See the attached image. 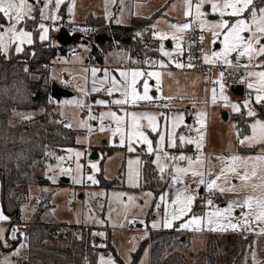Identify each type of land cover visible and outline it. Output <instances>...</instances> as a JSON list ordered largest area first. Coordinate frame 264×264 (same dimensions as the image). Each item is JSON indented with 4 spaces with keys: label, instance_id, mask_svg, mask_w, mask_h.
Masks as SVG:
<instances>
[{
    "label": "rangeland",
    "instance_id": "obj_1",
    "mask_svg": "<svg viewBox=\"0 0 264 264\" xmlns=\"http://www.w3.org/2000/svg\"><path fill=\"white\" fill-rule=\"evenodd\" d=\"M200 2L201 0H191V9H189L186 0H61L59 4L56 0H26V3L32 6L30 12L25 10L27 12L26 18L33 16L34 6L39 4L42 17L39 27L43 24L48 29L47 38L41 39L44 31L41 27L39 28L40 40H47L51 37L50 28L61 29V27H66L68 29L66 25L68 22L65 17H62L60 11L64 3H66V11H68L70 19L79 23L70 27L69 31L74 33L78 29L83 36L88 35V29L85 30L87 26L80 23L85 21L90 14L105 15L108 20L113 19L118 23L129 24L133 16L150 17L159 12L154 22L152 38L154 36L161 41L162 55L158 57V65H161L162 68L149 67L144 69L143 66H131L130 64L133 63L149 65L152 53L147 57L144 56L141 62L138 60L131 62L128 50L114 48L108 51L107 62H105L107 64L103 65V69L108 70L107 74L106 71L102 75L93 71L89 82L90 70L89 64L86 62L88 48L81 43L70 46L78 50L76 53L61 54L51 61L47 67H50V77L53 83L64 88L69 87L72 90L67 89L73 92V95L63 97L59 101V105L62 120H69L72 123L70 128L75 132L76 145L69 146L61 153L54 154L52 161H49L45 167L38 168V175L48 178L49 182L29 185V192L21 209V222L32 221L36 217V201L39 193L43 189L51 190V210L49 213L40 216L41 219L68 226H78L81 229L85 228V230L87 229L83 225L86 224L97 227L107 224L111 230L112 245L125 264H131L134 253L141 243L150 237L152 231L173 229L175 226L182 230V233L187 236V240L183 243H176L171 250L163 255L164 264L197 263L202 257L209 239L215 238L216 241L222 242L225 237L231 236L233 237L232 241H235L238 234L252 235L250 237L254 242L253 249L244 255L241 264H264V232L261 231L264 229V222L257 221L254 216V213L258 211L256 199L264 198V187L260 186L264 184V162L241 160L236 162L239 165L236 173L228 170L232 163L230 159L232 156L247 158L264 155V142L245 140V137L253 135L252 125L256 121H262L255 117L258 112V104H260L256 102L255 98L258 94L264 95V93L258 92L261 87V78L258 75H250V73L264 72V55L253 53L251 60L247 55H239L240 50L224 55L226 50L225 35L228 29L216 27V25L222 20H227L229 25H232L241 18L251 24V15L247 14V10L242 16L234 17L228 14L231 12V9H228L225 15L221 17L219 12L212 11V3L219 4L222 0H211V3L208 0H203L200 8L202 15L198 17L196 4ZM256 10L257 15H259V9ZM189 11L190 15L187 14ZM191 21L199 22L203 27V47L206 58L213 61L225 60L231 53H237V65L242 68L238 75L240 83L245 87V92L242 95L232 93L222 82L218 73L214 75V78L217 76L215 78L217 83L215 82L216 85L209 91L208 79L202 72L190 69L176 71L166 68L171 64L174 66L181 64V56L185 47L186 29L179 31L172 26L190 24ZM23 23L24 21L17 25V30L30 32L33 43L34 34ZM8 26L9 22L2 15L0 32H6ZM254 29L255 26L253 25ZM161 34H166V38L160 39ZM241 35L248 39L252 33L245 30ZM52 42L57 44L56 36L52 38ZM32 43H27V40L23 44H20L18 40L9 42L8 35H5L4 44H0V55L8 56L13 47L16 53L21 52L26 45ZM5 44L7 45L6 51ZM150 44L152 45V40H148L147 46L151 47ZM261 45H264V38L260 39L254 47L258 49ZM17 47H20L21 51H17ZM151 48L153 49V46ZM165 52L169 55H165ZM214 53L221 55L216 56ZM121 66H125V69L118 70V72H126L128 74L127 80L113 71L114 67ZM133 72H140L142 75L133 78ZM63 73H67L69 79H64ZM148 73H159L160 75L157 78L156 76H148ZM113 78L120 83L121 91H114ZM125 84L129 85V102L126 104L114 103L115 100L124 98L122 93ZM145 84L148 86L147 94L151 99L132 103V88H135L138 95H143ZM221 84H223V89H221ZM249 84H252L253 87L249 88ZM105 86L112 89L111 94ZM99 89H104L106 94L98 97L97 103L100 101H104V103L95 105L92 102L94 98L92 91ZM213 89L216 90L215 103L212 100ZM221 92L223 96L228 97L227 102L221 98ZM162 98L170 100L173 103L172 107H156L155 101ZM245 101H248L247 106L244 104ZM233 104L240 106L239 112L234 110ZM249 110L254 111L255 115L249 123V130L241 134L236 114L244 111L249 116L247 114ZM109 113H115L116 117H120V123L117 124L116 118L108 115ZM132 113H136L137 116L133 118ZM144 113L156 117L153 121L156 131H152L149 127L147 117L141 115ZM181 116L183 119H178ZM134 123L137 128L133 127ZM117 129L119 130L117 131ZM197 129L200 131L192 136ZM138 132H143L152 142L153 151L151 153L148 151V145L140 142ZM258 133L259 126H257ZM121 135L124 136V144L120 143ZM161 135L165 137L163 144L160 142ZM181 135L186 138L185 141L194 140L201 144L198 149L196 143H193L199 160L197 158L191 159V165L189 160L187 164H184L180 160L174 161V159L168 158L169 147ZM201 136H203L202 140H200ZM257 139H259L258 136ZM242 140L244 143H241ZM254 146L257 147L256 151H242V148ZM129 147L134 150L130 151ZM187 149L185 151H188ZM94 151L98 152V158L90 157ZM76 153H83V155L77 157ZM144 154L151 155L159 171L160 167L165 168L163 173L160 172L161 174L167 173L173 177L178 175L176 173L177 167L190 168V171L186 175H181L179 180L173 179V188L164 193L157 202L154 201L153 192L141 185V166ZM157 155L161 157L159 161L156 159ZM170 156L174 157L176 153ZM60 157H65V159L61 161ZM70 160H74V164L72 166L66 165ZM245 163L247 168H245ZM77 164L81 165L79 171L76 168ZM92 164H96L99 170L93 169ZM253 165H256L255 176L251 175ZM86 169H89V172H86ZM222 170H224V175L220 176ZM193 171L205 173L204 184L198 183L200 178L193 176ZM245 171L248 172L250 178L247 181H242L239 175H243ZM89 175L94 176L98 182L93 183L88 180ZM217 176H220V179L216 181L218 187L209 190L207 182L216 179ZM63 177H67L69 181L63 182ZM101 177L113 180L115 186L101 185ZM76 180L81 182L77 183ZM87 181L91 183L87 184ZM253 185H257V187L253 188ZM186 188V194L195 195L198 199V209H194L195 199L191 205V211L187 215L180 220L173 221L172 227H165L164 224L172 220L174 209L178 207L172 202L176 200L178 192H183ZM201 188H204L203 192H201ZM219 188L225 190L220 191ZM70 196L74 198L71 200ZM249 196L253 197V215L249 216L248 227H242L244 224L242 217L250 210L246 205L237 206V203L243 205ZM208 200L212 201L211 205L207 203ZM230 204L233 206L231 216L228 217L227 214H224L213 217L214 224L211 226L217 227L218 224H223L227 230H223L224 232L216 230L219 233L210 230V226L207 224L209 213L217 211L224 213ZM193 215L204 218L201 225L192 228L181 227V224ZM229 220L233 224L241 225V227L238 230H232L227 227ZM153 222L159 226L152 227ZM202 228L208 230V233H201ZM0 229L5 230L2 235L7 241V246L15 240L12 239L13 229H18L15 233L16 238L19 234L21 235V240L15 246L11 245V248H6L7 246L0 241V254L2 256L0 264L6 260L8 264H22L19 259L25 253L26 243L23 239L24 234L20 233V224L3 221L0 222ZM95 231H99V229ZM104 231L102 230V232ZM211 232L216 234H211ZM102 234L100 232V235ZM97 241L102 244L100 238ZM1 244L5 247L4 249H1ZM17 252L18 255L15 254ZM109 259L114 260L115 264H119L112 252H108L104 256L105 262ZM135 264H151L148 244L139 253Z\"/></svg>",
    "mask_w": 264,
    "mask_h": 264
},
{
    "label": "trees",
    "instance_id": "obj_2",
    "mask_svg": "<svg viewBox=\"0 0 264 264\" xmlns=\"http://www.w3.org/2000/svg\"><path fill=\"white\" fill-rule=\"evenodd\" d=\"M256 9L264 7V0H254ZM250 9L247 14H250ZM62 17H66V3L61 6ZM159 12L150 17L134 16L129 25L117 24L103 16L89 15L82 22L87 26V36L73 44L80 43L88 48L90 63L104 64L109 50L126 49L129 59L142 61L148 40H152V55L158 56L159 42L152 38L153 24ZM2 14H0L1 20ZM42 21L39 4H35L33 16L26 18L23 25L32 29L34 41L16 53L14 47L9 55H0V181L2 186V204L8 222L19 223L24 234L25 253L19 259L23 264H98L102 253L112 252L119 264L122 259L111 242V230L100 235L94 228H79L43 221L40 216L49 213L52 207L51 190H42L37 197V214L32 221L21 222L20 214L32 183L45 184L49 180L39 176V167L52 161L54 154L76 145L73 129L65 125L60 113L59 101L51 95L53 81L50 77L51 61L66 53V47L60 51L52 42L58 29L50 28L51 37L39 39V24ZM64 22V21H63ZM62 24V22H61ZM68 30L72 22L67 24ZM77 32L78 29H76ZM142 65V64H140ZM25 116L26 119H22ZM255 117L264 122V103L258 104ZM253 116L245 112L236 114L240 133L249 130ZM257 147L242 148V151H256ZM101 185L115 186L113 180L101 177ZM141 185L153 192L155 202L174 186L170 174H161L156 168L151 155L144 154L141 166ZM195 210L198 209L196 199ZM152 213V211H151ZM99 233V235H97ZM211 234H216L211 232ZM231 235V234H230ZM101 239L102 244L92 246V237ZM249 236V237H248ZM238 234L235 241L227 236L222 242L209 239L203 255L193 264H241L246 253L254 247L250 237ZM184 237V239H183ZM21 235L11 242L15 246ZM187 236L175 226L173 229L152 231L134 253L131 264H135L139 253L146 244L150 248L151 264H164L163 255L176 243L186 242ZM99 243V242H98ZM11 245L9 247H11ZM2 249V248H1ZM184 264V263H179Z\"/></svg>",
    "mask_w": 264,
    "mask_h": 264
},
{
    "label": "snow or ice",
    "instance_id": "obj_3",
    "mask_svg": "<svg viewBox=\"0 0 264 264\" xmlns=\"http://www.w3.org/2000/svg\"><path fill=\"white\" fill-rule=\"evenodd\" d=\"M57 4H59L61 2V0H56ZM209 3H211V0H208ZM186 3L188 4L189 9H191V0H186ZM203 0H201L200 3L196 4V12H197V16H201L202 13L200 12V8L202 6ZM251 7V24H249L245 19L241 18V19H237L235 21V23H233L232 25H229V22L227 20H222L218 25H216V27H220V28H227L228 32L225 35V45H226V50L224 55H227V53L232 52V51H239V55L244 56L247 55L249 57V60L252 59V55L253 53L259 54V55H264V45H261L258 49L254 47L255 44L259 43V40L264 38V8H260L259 11V15H257V10L255 9V5L253 4V0H222L221 3L217 4V3H212V11L213 12H219V14L221 15V17H223L226 13V11L228 9H231V12L228 13L231 16L234 17H240L242 16V14L249 10ZM32 9L31 5H28L26 3V0H0V14L3 15V17L9 22V26L6 30V32H0V44H4V40H5V35H8V40L9 42H12L13 40H18L20 44H23L25 42V40H27V43H32L31 40V33L27 32V31H23V30H17V25L21 24L23 21H25L26 19V15L27 12H30ZM27 10V12L25 11ZM188 15H190V11L187 13ZM203 24V22H201ZM253 25L255 26V29L253 30ZM41 29H43L44 31V35H42L40 38L41 39H46L47 38V32L48 29L41 24L40 25ZM172 27L177 28L179 31H184L185 29H188L190 27L189 24H183V25H174ZM245 30L249 31L252 33V36L248 39H245L244 36L241 35L242 32H244ZM166 38V34H161L160 39H165ZM173 39H175V37H173ZM5 47V51L7 50V45H4ZM17 51H21L20 47H17L16 49ZM165 55H169V53L165 52ZM214 55L219 56L221 55L220 53H214ZM207 60V58H206ZM163 66V65H162ZM178 67H183L184 65L182 64H178ZM188 67H192L191 64L188 65ZM95 72V70H94ZM121 76L125 77V80H127V76L128 74L126 72H121L120 73ZM142 75V73L140 72H133L132 76L133 78H135L136 76ZM159 73H148V76H156L157 78H159ZM223 75V74H221ZM250 75H258L261 78V87L258 89V92L260 93H264V72H260V73H250ZM133 83H134V79H133ZM112 86L113 89L120 91L121 90V86L120 83L115 80V78L112 79ZM128 87L129 85L125 84L123 85V99H118L115 100L114 103L116 104H126L129 102V92H128ZM249 88H252L253 85L249 84L248 85ZM221 89H223V84H221ZM95 90V89H94ZM112 89H109V94H111ZM148 86L147 84L144 85V94L143 95H138L136 93L135 88H132L131 91V102L132 103H136L139 100H144V101H148L151 99V97L148 96ZM221 98L224 101H228V97L223 96V93L221 92ZM256 102L257 103H261L264 102V95H260L258 94L256 96ZM212 100L213 103L216 102V90L213 89V95H212ZM99 103H104V101H100ZM245 106H247L248 101L244 102ZM233 108L235 111L239 112L240 111V106L237 104H233ZM249 116H254L255 112L252 110H249L247 113ZM108 115H111L113 117L116 118L117 124L120 123L121 118L120 117H116L115 113H109ZM144 117H147L148 119V123H149V127L152 129V131H156V127L153 123V121H155L156 117L154 115H149L147 113L141 114ZM203 116V114H201ZM133 118H135L137 116L136 113H132ZM178 119H183V117H178ZM201 123H203V121H201ZM257 126H259V133L257 134ZM134 128H137V126L133 125ZM252 129H253V135L251 137H245V140H248L250 142H264V122L262 121H256L255 124L252 125ZM101 130H103V127H101ZM119 129H117L118 131ZM200 129H197V132H199ZM137 134V133H134ZM115 135V133H114ZM257 136L259 137V139H257ZM138 137L140 142H143L145 144L148 145V151L151 153L153 151L152 149V142L150 140H148L147 136L143 133V132H138ZM165 137L163 135L160 136V142L161 144H163ZM179 139L181 141H185V137L183 135H181L179 137ZM203 139V136L200 137V140ZM124 136L121 135L120 138V143L124 144ZM188 143H196L197 148L199 149L201 147V144L198 141H194V140H187ZM130 143V142H129ZM241 143H244V141L242 140ZM171 146H175V141L172 142ZM130 151H133L134 149L129 147ZM71 151V150H69ZM83 155V153H76V156L79 157ZM167 155V154H165ZM61 161H63L65 159V157H60L59 158ZM157 161H159L161 159V157L159 155H157L156 157ZM170 159H178V160H189V163L191 165V158L189 157H185L183 155L179 156V157H170ZM224 159V158H221ZM231 165H229L228 170L236 173L237 168L239 167V165L236 163L237 161H248V160H255V161H259V162H264V155L261 156H257V157H247V158H242L239 156H232L231 158ZM197 160H199V158H197ZM129 163H132L131 161H129ZM91 167L93 169L99 170L97 168L96 164H92ZM77 171L80 170L81 165L77 164L76 166ZM245 168H247V164L245 163ZM256 165H253L252 168V172L251 175L255 176L256 175ZM65 171H70V170H65ZM165 171L164 167H160V172L163 173ZM190 171V168H180L177 167L176 168V173L178 175L173 176L174 180H179L181 175H186L188 172ZM193 176L199 177V184H204L205 180H204V175L205 173L203 172H197V171H193L192 172ZM224 175V170L221 171L220 176ZM237 175H239V173H237ZM220 176H217L216 179L210 180L207 182V186L209 188V190H212L214 187H218L216 184V181L218 179H220ZM239 178L242 181H247L250 177L247 171L244 172L243 175H239ZM51 179V177H50ZM75 179V178H74ZM88 180L92 181L93 183H97L98 181L95 180L94 176L89 175L87 177ZM75 182L79 183L81 182L80 180H76ZM261 187H264V184L260 185ZM257 187V185H253V188ZM220 191H224L225 189L223 188H219ZM187 193V188L183 191V192H178L176 200H174L172 203L174 205H178V207L176 209H174L173 215H172V220L167 221L164 226L165 227H172L173 226V221L175 220H180L182 219L183 216L187 215L188 212L191 211V205L193 203V201L196 199L195 195L192 194H186ZM163 199V198H162ZM207 203L209 205L212 204L211 200H208ZM256 203V207L258 209V211H256L254 213L255 219L257 221L260 222H264V198H259L256 199L255 201ZM244 205H246L250 212L249 213H245L244 216L242 217V219L244 220V224L242 225V227H248L249 225V216L253 215L252 212V208H253V197L249 196L245 201L243 205H240L237 203V206L243 207ZM159 207V206H157ZM232 205L230 204L229 207L227 209L224 210V213H220L219 211L215 212V213H209L208 215V219H207V224L210 226V230L216 231V230H227V228L225 227V225L223 224H218L217 227H211L214 224V220L213 217H218L224 214H227L228 217L231 216V211H232ZM10 220V218L5 215L3 213L2 210H0V221H8ZM204 218L203 217H198L196 215H193L189 220H187L186 222H183L181 224V227L183 228H192V227H199L201 225V223L203 222ZM159 225L156 222H153L152 227H158ZM227 227L231 228L232 230H238L239 227H241V225L238 224H233L230 222L227 225ZM5 230L4 229H0V241H2L5 246H7V241L4 240L3 238V232ZM16 231H18V229H13L12 230V239H15V233ZM262 232H264V229H261ZM97 235H99V233H97ZM15 254H19L18 252ZM3 264H8L7 260L5 262H3ZM101 264H115L114 260L109 259L107 262L104 261V258L101 257Z\"/></svg>",
    "mask_w": 264,
    "mask_h": 264
},
{
    "label": "built area",
    "instance_id": "obj_4",
    "mask_svg": "<svg viewBox=\"0 0 264 264\" xmlns=\"http://www.w3.org/2000/svg\"><path fill=\"white\" fill-rule=\"evenodd\" d=\"M190 27L185 30V40L188 44L187 49L185 50L181 60L184 62L185 69L199 71L205 74L208 79V86L212 88L215 85L214 73H218L220 79L225 84V86L230 89L232 86L240 84L239 79V71L242 68H239L237 65V53H231L225 60H217L212 61L205 57L204 53V43H203V34L204 30L202 25L199 22L191 21ZM68 48V47H67ZM152 48L149 46L145 47L144 56H149L152 53ZM68 52H76L78 51L74 47H69L67 49ZM191 64L192 67H188ZM94 64H90V73H89V82L91 81V76L94 68ZM223 74V75H221ZM65 77L69 75L67 73H63ZM156 106L161 108H168L172 105V102L166 98L157 99L154 103ZM22 119H26L25 116ZM65 125L71 126V121L64 120ZM196 134V131L193 132ZM189 158L196 159L197 155L194 151L189 152ZM186 161H183L186 164ZM74 164V160H70L66 163L68 166H72ZM86 172H89V169H86ZM90 181H87V184H90ZM204 189V188H203ZM74 197L70 196L72 200ZM201 233H207L204 229L200 230ZM98 237H92L91 244L92 246H98L99 243L97 241Z\"/></svg>",
    "mask_w": 264,
    "mask_h": 264
},
{
    "label": "crops",
    "instance_id": "obj_5",
    "mask_svg": "<svg viewBox=\"0 0 264 264\" xmlns=\"http://www.w3.org/2000/svg\"><path fill=\"white\" fill-rule=\"evenodd\" d=\"M90 15H93V14H90ZM94 16H103V17H105V15H94ZM134 17V16H133ZM132 17V18H133ZM145 17V16H144ZM106 18V17H105ZM132 18H131V21H132ZM87 19V18H86ZM65 20L67 21V22H72L73 24H75V25H78L79 23H76V21H72L71 19H70V17L68 16V11H67V13H66V17H65ZM106 20H108L107 18H106ZM108 21H110V20H108ZM111 21H113V22H115V23H117V24H122V23H118V22H116V21H114L113 19H111ZM82 22H84V21H82ZM131 23V22H130ZM129 23V24H130ZM81 24V23H80ZM129 24H122V25H129ZM32 30V29H31ZM153 30H154V24H153ZM152 35H153V32H152ZM185 38V37H184ZM153 39L154 40H157L158 42H159V45H158V56H156V55H152V57L150 58V60L151 61H149V65H140V64H135V63H133V64H130L131 66H140V67H142L143 66V68L144 69H146V68H153V67H159V68H162L161 67V65H158L159 64V61H158V57L160 56V55H162V49H161V41L159 40V39H157V38H155L154 36H153ZM54 43V42H53ZM170 43V42H169ZM55 45H58V43L56 44V42H55ZM184 45H185V47H184V51H183V53H182V56H183V54H184V52H185V50L187 49V47H188V44H187V42H186V40H185V43H184ZM59 46V45H58ZM72 46V45H71ZM70 46H68V48H69ZM65 48V47H64ZM67 47H66V53L65 54H63V55H70V54H72V53H76V52H68L67 51V49H68ZM79 48V47H78ZM7 55H3V57H6ZM60 56V55H59ZM182 56H181V58H182ZM211 60V59H210ZM213 61V60H212ZM220 61V60H219ZM86 62L89 64V70H90V64H94L95 66H94V68L92 69L93 71L95 70V72H97V73H99L100 75H102L103 73H104V71H106V74H107V71L108 70H104L103 69V65H105V64H107V63H104V64H101V66H98L99 64H95V63H90L89 62V58H87V60H86ZM105 62H107V60L105 61ZM130 63V62H129ZM181 64L182 65H184V62L183 61H181ZM108 66V65H107ZM126 66V65H125ZM125 66L123 67V66H121V67H118V68H113V71L117 74V75H120V72H118V70H124L125 69ZM98 67H100V69H98ZM109 67V66H108ZM123 67V68H122ZM185 67V65L183 66V67H178V66H174L173 64H171L170 66H167L166 68L167 69H170V70H176V71H179V70H181V69H185L184 68ZM111 69H112V67H110ZM93 73V72H92ZM171 75H173L171 72H169ZM217 73H214V75H216ZM203 75L205 76V74L203 73ZM62 77L64 78V79H69V76L68 77H65L63 74H62ZM217 77V76H216ZM215 77V78H216ZM205 79V78H204ZM56 81V80H55ZM217 83V82H216ZM241 84V83H240ZM216 85V84H215ZM61 86V85H60ZM111 86V85H110ZM121 86V85H120ZM63 87V86H62ZM112 87V86H111ZM214 86H212V88H213ZM65 88H69V87H65ZM105 88L106 89H109V88H107L106 86H105ZM212 88H210L209 86H208V89H209V91L212 89ZM69 89H71V88H69ZM72 90V89H71ZM115 92H118L117 90H114ZM121 91V90H120ZM93 92V99H92V102H93V104H95V105H97V104H99V103H97V100H98V97H100V96H103L104 94H106V91L104 90V89H99V90H97V91H92ZM90 93V92H89ZM114 94H117V93H114ZM88 98V97H87ZM203 99V98H202ZM155 105V104H154ZM172 105H173V103H172ZM172 105L170 106V107H168V108H171L172 107ZM156 106V105H155ZM156 107H158V106H156ZM159 108H161V107H159ZM71 125H72V123H71ZM70 127V126H69ZM196 134H197V131H196ZM196 134H193L192 136H195ZM188 148V149H187ZM181 149V150H180ZM188 150V151H185V150ZM191 151H194V152H196V150H195V146H194V144L193 143H188L187 141H181L179 138L176 140V142H175V146H171V147H169V149H168V158L170 159V155L171 154H173V153H176V156H174V157H179V156H181V155H183V156H185V153H186V157H189V152H191ZM188 154V155H187ZM185 160H187V159H185ZM185 160H180V162H182L183 163V161H185ZM174 161H179L178 159H174ZM188 161V160H187ZM187 161H186V164H187ZM156 166V165H155ZM157 168V167H156ZM160 172V171H159ZM2 186H1V181H0V210H2L3 211V213L6 215V213H5V211H4V209H3V204H2ZM202 189V188H201ZM203 191H204V189H203ZM203 191H201V192H203ZM0 222H3V221H0ZM6 222H8V221H6ZM54 223H56V222H54ZM59 224V223H58ZM60 224H63V223H60ZM83 226H85L86 228H96V229H99V231H102V230H109V226L106 224V225H101V226H99V227H97L96 225L95 226H92V225H88V224H86V225H83ZM202 229H204V228H202ZM207 233H208V230H206V229H204ZM215 232H218V231H215ZM214 232V233H215ZM221 232H224V231H221ZM219 233V232H218ZM258 234V233H257ZM259 235H262V234H259ZM11 245V242H10V244L6 247V248H11V247H9ZM1 248L2 249H4L5 247H3V245L1 244ZM26 248V247H25ZM1 253V252H0ZM106 254H104V253H102L101 255H100V257H99V261H98V264H100L101 263V257H103L104 258V256H105ZM2 256H1V254H0V258H1ZM23 264V263H22Z\"/></svg>",
    "mask_w": 264,
    "mask_h": 264
},
{
    "label": "water",
    "instance_id": "obj_6",
    "mask_svg": "<svg viewBox=\"0 0 264 264\" xmlns=\"http://www.w3.org/2000/svg\"><path fill=\"white\" fill-rule=\"evenodd\" d=\"M81 37H82L81 33L79 32L71 33L66 27H61V29L59 30L56 36V41L59 45V50L62 51L64 47L71 46L74 42L79 40ZM230 90L232 93L236 95H242L245 92V87L242 84H237L235 86H232ZM51 95L54 99H56L57 101H60L65 96L73 95V92L67 88L60 86L57 83H53ZM224 115L227 116L226 114ZM98 156L99 154L97 151L92 152L90 155L91 158H98ZM62 181L68 182L69 179L67 177H63ZM201 191H203V188L201 189Z\"/></svg>",
    "mask_w": 264,
    "mask_h": 264
}]
</instances>
